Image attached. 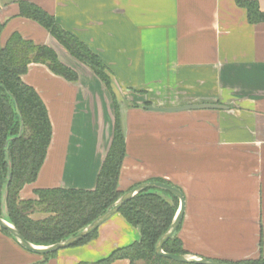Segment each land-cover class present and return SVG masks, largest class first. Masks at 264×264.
Returning a JSON list of instances; mask_svg holds the SVG:
<instances>
[{"label": "crops", "instance_id": "0c3cea01", "mask_svg": "<svg viewBox=\"0 0 264 264\" xmlns=\"http://www.w3.org/2000/svg\"><path fill=\"white\" fill-rule=\"evenodd\" d=\"M19 1L86 45L110 70L115 89L139 105L120 106L119 191L168 182L185 199L177 236L188 255L230 263L264 259V23H248L235 0H0V47L18 33L51 48L78 75L68 82L30 64L22 76L46 107L51 140L21 200L35 199L39 189L93 190L114 112L105 85L44 28L20 16ZM256 1L264 12V0ZM203 104L227 108H145ZM139 240V229L116 213L94 239L44 260L0 229V264H93Z\"/></svg>", "mask_w": 264, "mask_h": 264}, {"label": "trees", "instance_id": "16d2710c", "mask_svg": "<svg viewBox=\"0 0 264 264\" xmlns=\"http://www.w3.org/2000/svg\"><path fill=\"white\" fill-rule=\"evenodd\" d=\"M245 9L248 23H264V12L256 0H235ZM20 16L44 28L56 42L78 62L89 68L109 91L114 112L111 144L98 173L93 190L39 189L33 200H21V189L36 179L51 140V125L38 93L26 85L22 76L30 64H41L68 82H76V71L61 63L56 53L44 45H35L13 33L0 47V217L9 222L20 236L35 246H50L69 239L108 210L124 193L118 189V178L125 157V140L120 109L115 100L110 70L100 58L73 35L64 31L54 18L38 7L19 1ZM2 25L0 24V32ZM161 182L170 185L162 180ZM172 186V185H171ZM131 190V189H130ZM129 190V191H130ZM169 197L171 202L166 199ZM178 208V200L169 193L147 190L137 194L118 211L140 231V240L114 250L93 264H111L128 260L129 264H183L156 255L155 246L169 229ZM41 214L42 219L33 216ZM179 227L163 245L168 255H186L177 236ZM1 231L12 237L7 231ZM97 230L75 246L94 239ZM13 238V237H12ZM54 254L44 255V260ZM226 264H264V259L243 260Z\"/></svg>", "mask_w": 264, "mask_h": 264}, {"label": "water", "instance_id": "95a60500", "mask_svg": "<svg viewBox=\"0 0 264 264\" xmlns=\"http://www.w3.org/2000/svg\"><path fill=\"white\" fill-rule=\"evenodd\" d=\"M148 111L156 112V113H177L183 111H192V110H223L227 107L221 105H188L183 107H176V108H162V107H145ZM147 190H159L166 193L171 194L172 196L176 197L178 200V208L175 213V216L172 220V223L166 233L159 239L155 246V253L158 256L168 258L177 263L183 264H226L220 261L196 257L192 255H168L163 251V245L172 238V236L177 231L180 223L182 221L184 210H185V199L180 190L177 188L164 184L161 182H146L137 185L136 187L132 188L130 191L124 193L108 210H106L101 216L95 219L92 223H90L87 227H85L82 231H80L75 236L66 239L62 242H59L54 245L50 246H35L30 244L29 242L25 241L18 231L12 226L9 222L5 219L0 217V229L7 231L15 240L16 242L26 251L30 253H34L37 255H49L57 253L60 250L68 249L73 247L75 244L79 243L82 239L90 235L91 233L98 230V228L105 223L110 217L118 213L119 209L130 199L136 196L139 193H142Z\"/></svg>", "mask_w": 264, "mask_h": 264}, {"label": "rangeland", "instance_id": "374dc122", "mask_svg": "<svg viewBox=\"0 0 264 264\" xmlns=\"http://www.w3.org/2000/svg\"><path fill=\"white\" fill-rule=\"evenodd\" d=\"M114 92H115V100H116V103L117 105L119 106V109H120V106L124 105V106H127V107H137L139 106L137 103L131 101L130 99H128V95L125 94L124 96L122 95V93L118 90H116L114 88ZM166 199L168 201H170L171 199L169 197H166ZM34 217H36V215H34ZM39 217V216H37ZM36 217V218H37ZM135 264H143L142 262H136Z\"/></svg>", "mask_w": 264, "mask_h": 264}]
</instances>
